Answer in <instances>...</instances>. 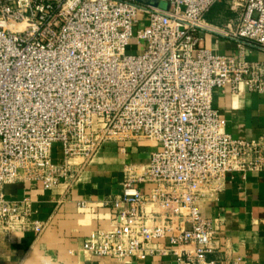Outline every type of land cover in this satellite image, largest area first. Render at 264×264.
Wrapping results in <instances>:
<instances>
[{
	"label": "built area",
	"instance_id": "2783aa9c",
	"mask_svg": "<svg viewBox=\"0 0 264 264\" xmlns=\"http://www.w3.org/2000/svg\"><path fill=\"white\" fill-rule=\"evenodd\" d=\"M219 1L0 0V241L46 228L30 197L6 186L71 185L104 143L146 141L158 150L126 166L112 228L83 249L145 260L168 240L177 264H218L199 204L218 200L229 174L264 172V135L234 137L213 107L216 88L264 93V63L245 57L247 46L264 50V0H229L233 16L216 25L205 16ZM207 34L235 42L238 57L214 53Z\"/></svg>",
	"mask_w": 264,
	"mask_h": 264
},
{
	"label": "crops",
	"instance_id": "0c3cea01",
	"mask_svg": "<svg viewBox=\"0 0 264 264\" xmlns=\"http://www.w3.org/2000/svg\"><path fill=\"white\" fill-rule=\"evenodd\" d=\"M215 6L218 7L212 16ZM215 6L205 16L209 22L222 25L233 16ZM206 45L214 53L239 55L237 44L227 38L207 34ZM245 57L264 63V50L247 46ZM213 107L226 120L227 131L234 137L254 140L264 135V93H252L245 85L239 93L216 88ZM156 150L158 146L152 142L109 141L71 185L47 189L41 181L22 178L6 186L10 198L30 197L36 211L34 219L45 223L46 228L40 236L29 231L1 239L0 264H177L178 253L168 240L162 241L167 253L145 260L130 257L119 261L94 256L83 249L84 240L93 231L112 228L110 203L122 193L126 166H147ZM53 158L60 161V152L55 150ZM141 187L150 189L149 184ZM79 203H85V207ZM199 205L215 230L210 260L218 264H264V172L246 177L242 173L229 174L218 200Z\"/></svg>",
	"mask_w": 264,
	"mask_h": 264
},
{
	"label": "rangeland",
	"instance_id": "374dc122",
	"mask_svg": "<svg viewBox=\"0 0 264 264\" xmlns=\"http://www.w3.org/2000/svg\"><path fill=\"white\" fill-rule=\"evenodd\" d=\"M166 5H167V3H165V2H161L160 3V7L161 8H165ZM215 5H219V6L223 7L224 10L230 11V2H229V0H221L218 3H216ZM217 7L218 6H215L214 9L212 10V12H211L212 16L215 14V12L217 10ZM136 30H137V27H135V31ZM128 52L131 53V54H137L138 53V48L136 47V41L135 40L132 42V45L129 47Z\"/></svg>",
	"mask_w": 264,
	"mask_h": 264
},
{
	"label": "water",
	"instance_id": "95a60500",
	"mask_svg": "<svg viewBox=\"0 0 264 264\" xmlns=\"http://www.w3.org/2000/svg\"><path fill=\"white\" fill-rule=\"evenodd\" d=\"M139 2H142V3H145V4H149V5H152V6H158L160 5V0H137ZM169 5L167 4L165 8H168Z\"/></svg>",
	"mask_w": 264,
	"mask_h": 264
}]
</instances>
